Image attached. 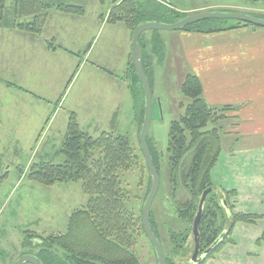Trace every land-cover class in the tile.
<instances>
[{
  "label": "rangeland",
  "instance_id": "obj_1",
  "mask_svg": "<svg viewBox=\"0 0 264 264\" xmlns=\"http://www.w3.org/2000/svg\"><path fill=\"white\" fill-rule=\"evenodd\" d=\"M12 2L13 0H7L8 8ZM167 2L187 15L225 11L248 13L264 18V1L253 3L249 0H167ZM109 5V0L104 3L100 0H88L84 15L61 12L58 14L57 11L50 10L46 17V20L47 18L52 19L49 34L37 35L40 40L44 41L45 45L52 42L56 47L54 49L55 58H51L54 60L55 66L52 68L57 71L53 75L55 83L57 82L53 91L56 95L60 94L63 99L56 106L55 99L50 100V102L42 101V99L39 100L29 93L27 95L30 100L29 106L21 111L22 116L20 118L23 121L17 127L13 126L12 129L14 134L16 130L18 131L17 134H20L21 145H17L16 154H13L11 150L8 137L5 134L2 137L8 142L0 143V264H16L18 258L24 253V230H30V232H36L42 236L66 232L70 214L75 209L81 208V205L87 200V195L83 193L80 181L42 185L32 180L28 174L32 163L40 161L46 153L52 155L49 159L54 163L64 162V157L61 154H56L51 145L44 146L42 151L39 150V147L46 132H57L62 128V133L65 130L62 125L72 110L78 113L76 115L78 125L92 136L98 135L102 129L105 131L113 130L127 136L134 147L137 165L130 171L120 172L119 175L123 189L128 192L126 202L128 208L136 216L142 213L144 198L150 190L152 180L139 142L140 115L138 111L132 109L133 104L128 89L130 82L124 75L129 65L132 41L129 30L121 22L113 24L106 20L105 14ZM161 19L165 21L164 23L174 22V18L169 15L161 14ZM219 20L221 19L212 18L203 26L212 27L214 24H220ZM226 20L224 24H234L236 21V19ZM45 24L38 34L45 30ZM13 30L20 32L18 29ZM174 33H178V31L159 30V37L163 46L161 45L162 50L158 49L155 56L156 65L153 72L155 82L152 85L151 94L152 115L148 131L150 143L157 148L158 155L155 154L154 156L157 157L155 168H157L159 179L158 192L151 202L150 212L164 254L172 257L175 253L173 249L175 246L169 236L171 233H181L189 227L188 223L183 222L176 214V209L181 207V203H184L185 196L181 194L183 191L180 184L177 187V194L172 191L168 167L167 141L170 120L179 116L180 109L177 104L183 100L181 94L173 86L172 79L174 76L170 73L167 64V61H170L171 53L173 54V41L168 37ZM20 35L23 38L0 33L2 58H5V52L8 50L10 52L7 60L10 59V56H13L12 52H20V45L25 44L23 53L26 61L24 65L21 62V55L13 56V58L19 62L25 71L22 79L25 81L26 87H30L29 89L40 92V94L44 93L43 90L51 92V87L38 85V82H42V80H37L36 83L31 78V84L28 83V77L33 68V62L26 54L30 38L24 36L23 33ZM60 45L65 48H61ZM88 46L90 48L85 54ZM47 49L48 51L53 50L49 49L48 45ZM36 60L37 58H35ZM100 64L114 65L116 69L111 68L113 71H109ZM102 68L104 69L103 73L100 71ZM111 72H114V75L121 80V83L115 87L117 88L115 90L119 91L118 94L114 93V89L109 88L105 82L107 79L105 75H110ZM0 77L5 79L3 82L6 85L19 88L17 84L12 83L15 81L14 79L7 77L6 71L0 70ZM58 82L68 83L59 86ZM5 84L0 82V94L6 100L7 89L4 87ZM8 90V92L11 91ZM44 94L47 96L46 93ZM27 98L26 101H28ZM11 100L7 101L11 102ZM114 105H118V115L115 120H111V110ZM56 107L57 109H55ZM56 114H59V118L53 119ZM61 119H64L63 122ZM225 125L226 123L223 124V128ZM14 145L16 147V143ZM59 146L60 144L57 145V148ZM57 148L55 147L56 150ZM217 189L219 190L217 193L223 196L221 189ZM189 236V240H191V233ZM138 239L134 250H136L141 264H157L155 250L148 239L143 234ZM178 242L181 244L179 238ZM188 251L176 252L173 260L177 261L178 264H190Z\"/></svg>",
  "mask_w": 264,
  "mask_h": 264
},
{
  "label": "trees",
  "instance_id": "obj_2",
  "mask_svg": "<svg viewBox=\"0 0 264 264\" xmlns=\"http://www.w3.org/2000/svg\"><path fill=\"white\" fill-rule=\"evenodd\" d=\"M87 1L13 0L8 8L7 0H0V26L38 34L50 10L84 15ZM105 1L100 0L102 3ZM249 1L257 3L264 0ZM109 2L110 9L106 20L113 24L121 22L129 30L131 39L135 26L142 21L165 22L161 19V14L172 16L174 22L189 16L171 6L167 0H109ZM212 18L189 23L180 30L213 33L247 26L264 29V26L238 20L234 24H224L227 21L226 18L219 20L220 24H214L212 27L203 26ZM147 32L139 36V41L143 52V70L153 91L155 56L158 49L162 50L163 43L161 44L159 30ZM47 45L49 49L56 48L52 42ZM128 64L124 75L130 82L128 88L133 100V110L138 111L141 126L145 112L144 92L130 58ZM179 94L183 97L178 104L179 116L170 120L168 131V167L172 191L177 194V187L180 184L183 191L181 194L185 196L184 203L176 209V214L183 222H187L189 227L181 233H171L169 237L174 243L175 253L173 257L166 254L164 256L167 264H178L173 260L176 252H187L192 249V243L189 241L191 224L197 214L202 193L209 189L198 221L201 250L208 248L221 233L224 232L225 236L204 260L198 263L204 264L222 249V245L232 242L231 233L237 222L256 223V220L262 216L234 211L233 204L230 203V213L227 214L221 198L228 203L236 191L221 190L223 196H220L211 177V171L216 166L220 155L223 124L231 119L228 113L236 108L229 104L209 106L203 96L202 85L193 73H186L179 84ZM69 114L64 139L59 146V154L64 157V162L54 163L51 159L40 160L32 163L28 174L32 180L42 185L80 181L87 200L81 208L75 209L70 214L64 233L42 236L36 232L24 230V253L37 256L42 264H141L134 246L141 234L146 238L144 227H142V215L136 216L128 208L126 204L128 192L123 189L119 175L120 172L130 171L137 165L134 147L125 134L122 135L113 130L101 131L98 135L92 136L78 125L75 113ZM146 145L155 166L157 157L155 158L154 155L158 153L157 148L150 143L149 136H147ZM149 215L150 226L157 237L151 212ZM257 241L264 242V232Z\"/></svg>",
  "mask_w": 264,
  "mask_h": 264
},
{
  "label": "crops",
  "instance_id": "obj_3",
  "mask_svg": "<svg viewBox=\"0 0 264 264\" xmlns=\"http://www.w3.org/2000/svg\"><path fill=\"white\" fill-rule=\"evenodd\" d=\"M109 9L110 5L107 12ZM51 22L52 19L47 18L46 31L44 30L45 32L43 31L41 34L33 35L30 32H22L24 36L30 38L26 54L33 62L28 83L31 84V78L36 83L37 80H42V82H38L39 86L51 87V92L43 90L47 96L26 87L27 85L22 79L25 71L19 62L13 58V56L21 55V62L24 65L26 61L23 53L25 44L22 45L23 47L20 45V52H12L13 56H10L8 60L7 56L10 51L5 52V58H2L0 54V68L2 67L0 70L6 71L7 77L15 80L12 83L19 86V88L8 86L3 82L5 79L0 77V82L5 84L4 87L7 89L6 100L0 94V143L9 141L13 154H16L18 150L17 145L21 144L20 134H17V130L14 134L12 129L13 126L17 127L23 121L20 118L22 116L21 111L28 108L30 101L27 95L31 93L37 99L49 102L55 99L56 106L63 99L60 94L56 95L53 91L57 83L53 79V75L57 71L53 70L55 68L54 60H51V58H55L54 49L48 51L44 41L40 40L39 36L37 37V35L49 34ZM0 33L23 38L20 35L22 34L21 31L18 32L11 28L2 27ZM168 38L173 41V54L171 53L170 61H167V64L170 73L174 76L172 82H174L173 86L176 87L177 91L179 92V84L186 73H193L202 85V93L209 106L216 107L229 104L236 108L228 113L231 119L228 120L223 129L220 155L216 166L211 171L212 181L217 188L236 191L228 203L222 201L224 210L227 214L230 213V203L233 204L234 211L262 216L256 220V223L237 222L231 233L232 242L222 245V249L204 264H264V242L257 241L264 232V29H254L247 26L213 33L178 30V33L169 35ZM61 48L65 47L61 46ZM89 48L90 46L86 48L85 54ZM35 58H37L36 61ZM103 66L109 71H113L111 68L116 69L114 65ZM100 71L103 73L104 69L102 68ZM111 73L105 75L107 77L105 82L109 88L114 89V93L118 94L119 91L115 90L117 89L115 87L121 83V80L114 75V72ZM154 77L152 85L155 82ZM126 79L128 80V78ZM64 83L58 82L59 86L64 85ZM8 89L11 91L8 92ZM22 97H24V101ZM7 100H11V102ZM117 107L118 105L112 107L111 120H115L118 115ZM71 112L78 115L74 110ZM58 115L56 114L53 119H58ZM67 121L68 119L62 125L65 130ZM61 129L57 132H46L39 150L42 151L44 146L51 145L55 153L59 154L57 145L64 139L65 134V130L61 133ZM102 131L105 130L102 129ZM4 134L8 137V141L2 139ZM14 143H16V147ZM51 156L50 153H46L41 160L49 159Z\"/></svg>",
  "mask_w": 264,
  "mask_h": 264
},
{
  "label": "water",
  "instance_id": "obj_4",
  "mask_svg": "<svg viewBox=\"0 0 264 264\" xmlns=\"http://www.w3.org/2000/svg\"><path fill=\"white\" fill-rule=\"evenodd\" d=\"M219 18V19H236L238 21H241L243 23H250V24H255V25H261L264 26V18L263 17H256L251 14H245V13H240V12H200V14H192L189 15L183 19L177 20V22H172V23H164L161 21H142V23H139L135 26V30L132 36V50H131V55H130V60L131 64H133L136 76H138V79L140 80L141 87L143 88L144 92V116L142 119V124L140 126L139 130V142L143 151V155L145 157L146 161V167L148 168L152 183L150 186L149 193L144 200V205L142 208V227H144L145 235L146 238H148L151 246L155 250V255H156V261L157 264H167V261H165V256H164V251L161 247L159 239L156 237L155 233L153 232L152 226H150V221H149V212L150 208L152 205V200L155 197L156 193L158 192V187H159V179H158V173H157V168H155L152 157L150 155L148 146L146 145V139L148 136V131L150 127V120H151V115H152V110H151V104H152V98H151V87L149 85V80L147 75L145 74L143 70V64H142V47L139 41V36L146 31H154V30H171V31H178L182 28H184L186 25H189V23H194L198 22L200 20L204 19H211V18ZM210 190L208 189L207 191L202 193V196L199 200V204L197 207L196 215L193 218L192 221V230H191V236L193 237V252L192 255L190 256V264H198L200 261L204 260V258L212 251L215 246H217L220 241H222V238L225 236L224 232L221 233V235L213 242L210 244L208 248L203 250L202 253L199 254L200 250V243H199V236H198V221L201 216V212L205 203V198L208 195V192ZM224 202V200H223ZM222 202V203H223ZM16 264H42L41 260L30 253H24L22 254L18 260L16 261Z\"/></svg>",
  "mask_w": 264,
  "mask_h": 264
},
{
  "label": "flooded vegetation",
  "instance_id": "obj_5",
  "mask_svg": "<svg viewBox=\"0 0 264 264\" xmlns=\"http://www.w3.org/2000/svg\"><path fill=\"white\" fill-rule=\"evenodd\" d=\"M221 200L223 201L222 198H221ZM189 241H190V243H192V247H191L192 249L188 252V253H189V257H190V256L192 255L193 250H194V248H193V244H194V243H193V237H192V239L189 240ZM199 248H200V250H199V254H200V253L203 252V250H201V247H199ZM189 257H188V258H189Z\"/></svg>",
  "mask_w": 264,
  "mask_h": 264
}]
</instances>
